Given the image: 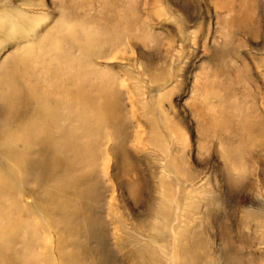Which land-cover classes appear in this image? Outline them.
Segmentation results:
<instances>
[{
    "label": "rangeland",
    "instance_id": "rangeland-1",
    "mask_svg": "<svg viewBox=\"0 0 264 264\" xmlns=\"http://www.w3.org/2000/svg\"><path fill=\"white\" fill-rule=\"evenodd\" d=\"M26 86L89 126L43 140ZM0 246L264 264V0H0Z\"/></svg>",
    "mask_w": 264,
    "mask_h": 264
},
{
    "label": "bare ground",
    "instance_id": "bare-ground-1",
    "mask_svg": "<svg viewBox=\"0 0 264 264\" xmlns=\"http://www.w3.org/2000/svg\"><path fill=\"white\" fill-rule=\"evenodd\" d=\"M26 87H27L28 94L30 96H32L33 99L36 100L38 112L40 111V113H41L39 115V117L37 115L30 114L28 119L26 120V124H27L26 126L28 129H30L31 127H35L36 129H39L38 135L43 140H46L50 137V134L52 132L50 131L49 127H50V125H52V123L57 124V126H58L57 122H58V118L61 115V113H62V115L65 114L68 125H71L70 119L76 118V120H78V123H79L78 126H81L82 128H86L89 126L90 117H88L84 113V111H82L80 108L75 109V103L72 104L71 102H65L64 104H61V103H59V101L52 102L48 95L43 94L41 92H38L32 86H26ZM85 102H86V100H85ZM80 103L83 104L84 101L81 100ZM80 106L83 109V106L82 105H80ZM102 118H101V120H102ZM46 123H48L49 126ZM59 128H62V130L61 129L59 130ZM59 128H57L58 130H57V133H55V135L56 134L59 135L61 131H66V125L64 127L60 126ZM74 135H75V131H74ZM45 148L49 149L50 147H45ZM11 233H12V231H10V233H8V236H10ZM1 235H2L1 237H3V238L4 237L7 239L9 238L5 234H1ZM3 249L4 248H2L0 246V252H2ZM4 259H5V255H1L0 262L3 263Z\"/></svg>",
    "mask_w": 264,
    "mask_h": 264
}]
</instances>
